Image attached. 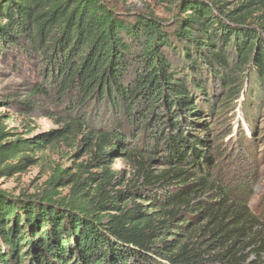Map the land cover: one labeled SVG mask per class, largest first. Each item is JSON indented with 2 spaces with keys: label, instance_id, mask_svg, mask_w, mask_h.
<instances>
[{
  "label": "trees",
  "instance_id": "obj_1",
  "mask_svg": "<svg viewBox=\"0 0 264 264\" xmlns=\"http://www.w3.org/2000/svg\"><path fill=\"white\" fill-rule=\"evenodd\" d=\"M172 11L0 0V50L37 58L36 89L67 102L63 128L44 136L14 137L0 117V176L53 138L88 154L35 194L0 189V264H264L263 227L239 196L249 185L224 184L210 124L237 102L264 107V0ZM205 221L207 249L194 232Z\"/></svg>",
  "mask_w": 264,
  "mask_h": 264
},
{
  "label": "rangeland",
  "instance_id": "obj_2",
  "mask_svg": "<svg viewBox=\"0 0 264 264\" xmlns=\"http://www.w3.org/2000/svg\"><path fill=\"white\" fill-rule=\"evenodd\" d=\"M107 1L125 13L151 9L167 20L174 15L172 5L175 0ZM38 61L21 50H0V117L14 137L44 136L52 131H60L64 126L67 102L63 105L56 94L45 95L36 89L37 85L42 86ZM255 108L249 113L246 110V113L241 102H237L227 115L219 116V121L210 123L212 129L219 131V148L212 158L214 161L218 158L216 162L226 186L236 189L247 182L249 189L244 193L246 195H239L240 199L257 218L254 226L263 227L264 230V107L260 105ZM72 141L70 138H53L43 149L30 152L37 163L13 176H0V189L13 195L23 192L35 194L53 175L54 168L74 171L77 164L88 159V154L83 148L78 149V141H73V144ZM113 162L114 169L128 171V164L122 159ZM60 190L65 194L68 188ZM206 225L207 221L197 225L194 231L195 239L197 237L196 240L202 242L204 249L209 248L211 243L210 236L203 231ZM261 257L264 261V254ZM257 258L255 254L250 256V260Z\"/></svg>",
  "mask_w": 264,
  "mask_h": 264
}]
</instances>
